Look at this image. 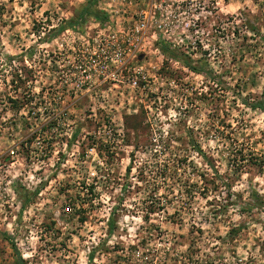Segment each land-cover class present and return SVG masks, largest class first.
I'll return each mask as SVG.
<instances>
[{
    "label": "rangeland",
    "instance_id": "1",
    "mask_svg": "<svg viewBox=\"0 0 264 264\" xmlns=\"http://www.w3.org/2000/svg\"><path fill=\"white\" fill-rule=\"evenodd\" d=\"M157 1L177 57L83 94L92 1L0 0V264H264V0Z\"/></svg>",
    "mask_w": 264,
    "mask_h": 264
},
{
    "label": "built area",
    "instance_id": "2",
    "mask_svg": "<svg viewBox=\"0 0 264 264\" xmlns=\"http://www.w3.org/2000/svg\"><path fill=\"white\" fill-rule=\"evenodd\" d=\"M162 5L157 0H98L96 8L104 20L96 19L94 28L69 46L70 54L66 51L64 57L71 60L65 64V58L60 59L61 72L69 77L66 85L83 94L105 86L135 91L146 85L150 76L145 62L154 55L167 57L158 45L169 42L163 38L170 24L164 23L168 13L162 19ZM9 154L13 157L15 150Z\"/></svg>",
    "mask_w": 264,
    "mask_h": 264
},
{
    "label": "trees",
    "instance_id": "3",
    "mask_svg": "<svg viewBox=\"0 0 264 264\" xmlns=\"http://www.w3.org/2000/svg\"><path fill=\"white\" fill-rule=\"evenodd\" d=\"M90 1H92V4L94 5L92 8H84L83 9V11H82V15H83V12H88V13H91V15H93L94 17H95V19H97V20H100V21H103L104 20V17H103V15L97 10V8H96V3H97V1L98 0H90ZM80 14V15H81ZM80 18L78 19V20H75L74 22H70V24H72V26L73 27H75L76 25H79V23H80ZM158 45H159V47H160V49L162 50V52L164 53V54H167V55H169V56H171L172 58H176L177 56H175L174 54H173V52H171L169 49H168V47H167V43H165V42H163V41H160L159 43H158ZM184 62V61H183ZM187 63V65H189V67L190 68H192V69H194V70H196V68H194L192 65H190L188 62H186ZM264 93V92H263ZM251 106H253V107H257V108H259L260 110H262V112H264V100L263 101H261V102H254V103H252V104H250ZM263 163V162H262ZM258 164H259V162H258Z\"/></svg>",
    "mask_w": 264,
    "mask_h": 264
}]
</instances>
